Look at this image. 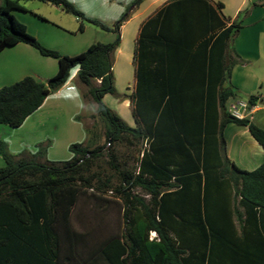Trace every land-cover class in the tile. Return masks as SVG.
Returning <instances> with one entry per match:
<instances>
[{
    "label": "trees",
    "instance_id": "16d2710c",
    "mask_svg": "<svg viewBox=\"0 0 264 264\" xmlns=\"http://www.w3.org/2000/svg\"><path fill=\"white\" fill-rule=\"evenodd\" d=\"M20 1L0 5V52L24 42L58 59L59 69L44 82L26 76L3 86L0 124L20 127L78 69L77 79L90 86L98 113L110 125L108 141L147 147L135 170L121 168L115 150L108 151L120 182L103 185L122 201L125 227L83 256L75 244L85 234L73 227L72 214L80 196L101 179L94 167L103 147L73 143L70 160L41 162L34 158L40 148L26 157L9 153L0 141V264H264V162L254 170L238 167L226 155L223 134L228 122L245 125L264 149V128L224 112L238 95L226 81L238 62L228 50L241 21L230 22L224 4L210 0H171L150 16L134 54L131 126L103 101L115 93L113 56L130 12L109 25L71 0H38L77 17L79 31L88 22L116 33L114 41L93 43L72 56L28 31L14 14L27 11ZM259 99L251 95L247 101L255 106Z\"/></svg>",
    "mask_w": 264,
    "mask_h": 264
},
{
    "label": "crops",
    "instance_id": "0c3cea01",
    "mask_svg": "<svg viewBox=\"0 0 264 264\" xmlns=\"http://www.w3.org/2000/svg\"><path fill=\"white\" fill-rule=\"evenodd\" d=\"M25 1L26 3L23 6L27 11L16 10L14 11L15 16L27 26L28 31L37 37L42 44L49 48H57L63 54H69L65 49L54 45L50 38L52 35L42 31L41 23L53 21L71 30H76L77 22H74L73 26L68 25V21L62 16L67 12L51 3L40 1V3L44 4H34L33 7L29 8L27 3L30 0H22L20 3ZM71 1L79 5V2L90 0ZM169 1L171 0H142L139 5L130 11L129 18L120 28L121 41L115 52V57L118 56V62L123 58L125 62L129 63L132 61L134 72L136 71L134 54L141 27L150 16L154 15ZM210 1L213 4L219 2L224 4L223 14L230 22L241 21V28L232 40L228 50L238 60L232 66L230 76L226 81V85L233 86L238 92L235 98H231L227 102V108L224 112L229 113L232 105L240 100H247L251 95L264 98V0L257 5L254 4V0ZM123 2L124 6H129L134 0H125ZM124 6L115 8L116 13L112 17L113 23L123 14ZM80 32L84 34L86 29ZM108 32L110 35L104 40V43H110L115 40L113 38L116 37V33ZM82 43V46L88 48L94 41L88 43L84 41ZM127 57L130 59L128 60ZM115 67L116 62L114 61L113 72ZM58 69V59L42 55L37 48L30 44L20 42L13 46H8L0 52V89L26 76H33L37 80L44 82L54 76ZM77 72L78 69H75L69 81L57 91L49 94L42 105L28 116L20 127L16 128L22 129L25 126L33 128L34 125H37L36 122H39V130L43 134V141L53 144L57 139L55 134L61 135L66 130L68 137L65 140V144L68 147L73 143L86 144L90 139V133L83 120L86 114L84 94L81 89L75 90L74 88L69 92L63 93L70 83L77 81ZM63 109H68L71 112L72 125L67 129H63L64 127L60 126L59 117H61ZM224 112H220L221 119L225 116ZM246 118H249L259 127L264 128V105L255 106ZM223 134L226 139V155L238 167L254 170L264 162V149L253 138L247 126L228 122L224 127ZM25 146L27 145L21 146L18 152L24 150ZM71 156L73 157V153ZM4 165L5 161L0 155V168Z\"/></svg>",
    "mask_w": 264,
    "mask_h": 264
},
{
    "label": "rangeland",
    "instance_id": "374dc122",
    "mask_svg": "<svg viewBox=\"0 0 264 264\" xmlns=\"http://www.w3.org/2000/svg\"><path fill=\"white\" fill-rule=\"evenodd\" d=\"M123 1L125 0H90L79 2V5H75L87 16L98 18L111 25L113 23L112 17L116 13L115 8L123 7ZM2 2L3 0H0V5ZM137 2V0H134L129 6H124L125 10L123 13L126 11L130 12L132 10L131 8L133 6L135 7ZM25 3L26 1L21 2L22 5ZM27 4L30 8L33 7L34 4L44 3H40V1L37 0H30ZM62 16L65 17L70 26H73L74 22H77L78 25L76 30H71L53 21L42 22L41 26L44 33L52 35L50 38L54 45L68 51L69 54L67 55L73 56V53H78L77 51H81L78 54L84 52L87 49L86 46H82V42L84 41L85 43L91 41H94V43L104 42L110 35L108 31H104L98 26L88 22H85L86 32L83 34V32L77 30L80 24L77 17L70 13H64ZM51 49L59 51L57 48ZM113 59L116 62L114 70L115 93L105 95L103 101L126 123L135 126L133 104L131 100L135 89L134 66L132 61L129 63L125 62L123 60L124 58L118 62V56L115 57V54ZM127 59L129 60L130 58L127 57ZM98 84L99 80H93V85ZM72 88L75 90L81 89L85 98L86 114L83 120L90 133V139L86 145L90 148H96L98 146L103 147L102 157L97 162V166L94 167V170L99 172L101 179H96L93 187L86 189L85 193L80 196L72 214L73 227L85 234L84 238L75 244V249L77 252H80L81 255L86 256L92 253L106 238L113 234L122 233L125 227L122 201L117 199L114 193L103 185L108 179L112 180V185H118L120 182L114 169L111 168L108 163V151L111 149L115 150L121 168L135 170L142 155L141 151L146 148L147 145L142 142H136L132 145L127 139L118 143L109 142L106 133L110 125L108 121L98 113L97 104L90 93V86L80 83L77 79V81L75 80L70 83V85L64 89L65 91H63V93L71 91ZM70 113L68 109H63L61 112L59 121L60 126H62V128L64 127L63 129H67L72 125ZM36 123L37 125H34L33 128L25 126L22 129L0 124V141L6 143L7 151L11 154H20L24 152L26 153V157H30V153H37L38 147L40 148V152L34 157L38 161L47 162V160H49L63 162L70 160L72 153L70 152V147L65 144V140L68 137L66 130L61 135L55 134L57 139L53 144H50V142L42 140L43 134H41L39 130V122ZM24 145H27L25 146L26 148L24 147V150L18 152V149ZM138 192L144 195L142 190L138 189ZM146 197L149 199V196ZM150 236L155 237L156 234L151 232ZM69 246L70 242L65 241V250H67Z\"/></svg>",
    "mask_w": 264,
    "mask_h": 264
},
{
    "label": "built area",
    "instance_id": "2783aa9c",
    "mask_svg": "<svg viewBox=\"0 0 264 264\" xmlns=\"http://www.w3.org/2000/svg\"><path fill=\"white\" fill-rule=\"evenodd\" d=\"M255 106H250L247 100H240L231 106L229 113L235 118H246Z\"/></svg>",
    "mask_w": 264,
    "mask_h": 264
},
{
    "label": "water",
    "instance_id": "95a60500",
    "mask_svg": "<svg viewBox=\"0 0 264 264\" xmlns=\"http://www.w3.org/2000/svg\"><path fill=\"white\" fill-rule=\"evenodd\" d=\"M259 104L264 105V98L263 97L259 99Z\"/></svg>",
    "mask_w": 264,
    "mask_h": 264
}]
</instances>
